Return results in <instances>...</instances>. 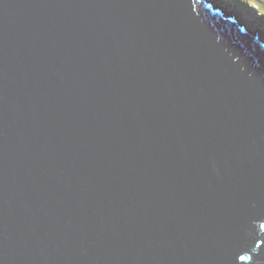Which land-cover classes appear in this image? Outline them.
<instances>
[{"label": "water", "instance_id": "water-1", "mask_svg": "<svg viewBox=\"0 0 264 264\" xmlns=\"http://www.w3.org/2000/svg\"><path fill=\"white\" fill-rule=\"evenodd\" d=\"M230 16L0 0V264H264V37Z\"/></svg>", "mask_w": 264, "mask_h": 264}, {"label": "rangeland", "instance_id": "rangeland-1", "mask_svg": "<svg viewBox=\"0 0 264 264\" xmlns=\"http://www.w3.org/2000/svg\"><path fill=\"white\" fill-rule=\"evenodd\" d=\"M250 1L254 3V6L251 7L255 14L257 15H259V13L264 14V0H250ZM216 2L218 4L225 5V8L231 13V16L232 15L237 16V18L241 20L248 27L250 25L252 27V23H253L254 32L261 33V36H264V21H253V12L251 9L241 8L240 5L235 4L232 0H216Z\"/></svg>", "mask_w": 264, "mask_h": 264}, {"label": "trees", "instance_id": "trees-1", "mask_svg": "<svg viewBox=\"0 0 264 264\" xmlns=\"http://www.w3.org/2000/svg\"><path fill=\"white\" fill-rule=\"evenodd\" d=\"M232 1L235 4L240 5L241 8H245V9H251L252 10L251 6H254V3H252L250 0H232ZM252 12H253V21H264V14L259 13V15H257L254 13L253 10H252ZM252 25H253V23H252Z\"/></svg>", "mask_w": 264, "mask_h": 264}, {"label": "bare ground", "instance_id": "bare-ground-1", "mask_svg": "<svg viewBox=\"0 0 264 264\" xmlns=\"http://www.w3.org/2000/svg\"><path fill=\"white\" fill-rule=\"evenodd\" d=\"M249 7H250V6H249ZM258 8H259V7H258ZM223 13H225V12H223ZM258 13H259V12H258ZM227 15H228V14H227ZM250 27H251V25H250L248 28H250ZM251 28H252V27H251ZM253 32H254V31H253ZM253 32H251V33H253ZM254 33H255V32H254ZM254 33H253V34H254ZM260 37H264V36H261V35H260ZM262 40H264V39H262Z\"/></svg>", "mask_w": 264, "mask_h": 264}]
</instances>
